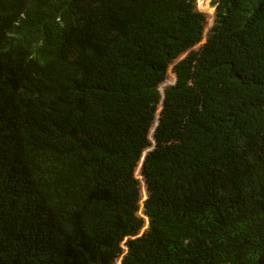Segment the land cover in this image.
Here are the masks:
<instances>
[{
    "label": "trees",
    "instance_id": "1",
    "mask_svg": "<svg viewBox=\"0 0 264 264\" xmlns=\"http://www.w3.org/2000/svg\"><path fill=\"white\" fill-rule=\"evenodd\" d=\"M211 1L0 0V264H264V0Z\"/></svg>",
    "mask_w": 264,
    "mask_h": 264
},
{
    "label": "rangeland",
    "instance_id": "2",
    "mask_svg": "<svg viewBox=\"0 0 264 264\" xmlns=\"http://www.w3.org/2000/svg\"><path fill=\"white\" fill-rule=\"evenodd\" d=\"M196 4L206 13V17H207V21H206V25H205V32L207 30V28H209V26L211 24H213L214 22V18H215V4L212 3L211 0H196ZM205 34V33H204ZM197 47V46H196ZM172 65L171 64L169 66V69H168V75H167V80L160 86V89L162 90L166 85L170 84L173 82V79H174V75L172 73ZM150 140L152 142L151 146L149 148H147L143 153H142V156H141V159L139 160L137 166H136V169H135V176L137 178H139L140 180V186H141V200H140V207H139V211H138V214L140 216H142L145 220V223L142 227V229L140 230V233H142L147 225H148V218L146 215H144L143 213V200L145 198V186L143 184V181L141 179V175H140V165H141V161H142V158L143 156L145 155L146 151L150 148H152L153 146V142L154 140L152 139V136H151V133H150ZM125 247V246H124ZM120 261H121V257L118 258L117 260V263L116 264H120Z\"/></svg>",
    "mask_w": 264,
    "mask_h": 264
},
{
    "label": "clouds",
    "instance_id": "3",
    "mask_svg": "<svg viewBox=\"0 0 264 264\" xmlns=\"http://www.w3.org/2000/svg\"><path fill=\"white\" fill-rule=\"evenodd\" d=\"M195 5H196V8H198L199 10L203 11L197 4H196V0H195Z\"/></svg>",
    "mask_w": 264,
    "mask_h": 264
}]
</instances>
